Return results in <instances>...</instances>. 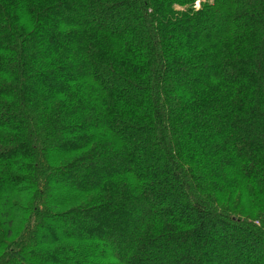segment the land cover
<instances>
[{
  "label": "trees",
  "instance_id": "trees-1",
  "mask_svg": "<svg viewBox=\"0 0 264 264\" xmlns=\"http://www.w3.org/2000/svg\"><path fill=\"white\" fill-rule=\"evenodd\" d=\"M0 264H264V0H0Z\"/></svg>",
  "mask_w": 264,
  "mask_h": 264
},
{
  "label": "rangeland",
  "instance_id": "rangeland-1",
  "mask_svg": "<svg viewBox=\"0 0 264 264\" xmlns=\"http://www.w3.org/2000/svg\"><path fill=\"white\" fill-rule=\"evenodd\" d=\"M203 3H205V2H208V1H211V0H201ZM175 7V9L178 11V10H180V7H177V6H174ZM198 7H199V2H195L194 3V6H193V8H195V9H198Z\"/></svg>",
  "mask_w": 264,
  "mask_h": 264
}]
</instances>
